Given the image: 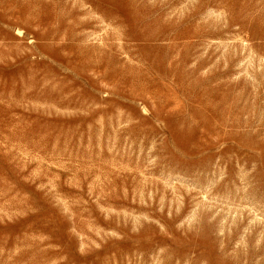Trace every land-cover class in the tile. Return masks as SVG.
I'll return each mask as SVG.
<instances>
[{
	"label": "rangeland",
	"instance_id": "1",
	"mask_svg": "<svg viewBox=\"0 0 264 264\" xmlns=\"http://www.w3.org/2000/svg\"><path fill=\"white\" fill-rule=\"evenodd\" d=\"M0 264H264V0H0Z\"/></svg>",
	"mask_w": 264,
	"mask_h": 264
}]
</instances>
